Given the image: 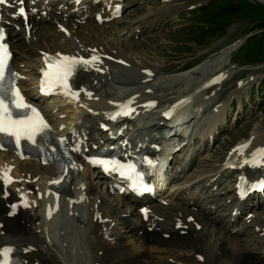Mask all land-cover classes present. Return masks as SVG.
Wrapping results in <instances>:
<instances>
[{
  "label": "bare ground",
  "instance_id": "6f19581e",
  "mask_svg": "<svg viewBox=\"0 0 264 264\" xmlns=\"http://www.w3.org/2000/svg\"><path fill=\"white\" fill-rule=\"evenodd\" d=\"M179 1L160 0L155 13L148 10L141 18L128 21L130 26L124 30L118 29L115 24L124 7L121 6L123 0H24L27 20L23 16H13L20 7L16 0H9L13 6L2 7L1 24L10 45L12 64L23 63L26 66L27 60L35 63L31 68L35 74L33 78L31 73H25L23 68L13 65L16 74L19 72L29 76L27 83L32 85L30 92L33 96H38L36 84L42 56L59 52L84 59L99 57L91 66L76 67L72 78L74 85L70 88L71 93H78L77 98L69 97V94L59 89L55 99H52V110L43 111L46 117L48 112L52 113L47 118L50 121L48 126L55 135L68 138L71 153L78 161L83 155V148L80 151H73L72 148L79 142L89 147L90 144L97 143L94 141L97 137L100 141L110 138L112 134L127 136V128L115 123L123 119L143 118L147 113L143 109L148 108L149 101L154 100L158 104L156 97L151 95L152 88L169 93L174 90L170 84L181 82L182 89L185 90L189 85L195 89L188 96L174 99L182 100L174 106H167L162 111L163 115H157V123L162 128H165L163 125L166 122L173 124L176 131L173 136L177 138L185 134L184 130L183 133L179 132L183 125L179 123L189 121V118L197 119L199 113L210 107L217 98L215 93L203 98L202 91L215 85L211 81L213 73L228 62L229 55L242 42L241 39L233 40L187 69L159 76H156L147 63L137 64L131 60L130 51L135 44L133 38L142 34L143 28L148 25L145 16L176 11L183 6ZM258 1L264 3V0ZM117 7L120 9L118 13ZM154 19L151 18V21ZM123 71L133 73L128 72L126 75ZM147 89L150 90L145 92ZM87 93H91V97H98L97 100ZM58 95L64 98H59ZM129 101V106L136 105L139 113L110 118L120 105ZM35 102L37 104L38 100ZM67 103L69 108L61 107ZM168 107L173 109L170 120L163 117L171 109ZM68 109L72 114L66 117L61 115ZM91 113L96 114L94 121L97 126L92 133L86 134V121L91 120ZM81 119L80 125L76 126V122ZM222 119L221 106H213L204 122L196 126V134L199 138H213V129ZM101 123L110 126L108 132L98 128ZM70 125L73 126L70 129L75 130L76 134L69 132ZM168 134L169 131H165L163 137L166 138ZM128 136V143L134 149L138 145L132 142L130 132ZM147 138L141 135L135 137L141 146L149 149L153 139ZM173 141L174 138L172 143ZM247 145L243 153L233 150L225 156L228 166L230 163L239 166L241 173L234 182L246 179L253 183L264 179V165L252 163L254 150L264 147V134H256ZM252 148L254 150L251 153ZM170 150L171 148L165 149L162 155H170ZM26 159L33 162H19L18 154L12 146L0 151V170L10 169L8 174L12 178V182L7 184L0 179V249H13L10 264H264V243L260 245L257 255L252 256L244 244L230 236L234 227L239 228L238 218L243 212L238 211V206L229 211L233 218L229 228L223 229L221 236L216 237H211L209 225L219 221L205 219L208 216L204 215L205 209L198 204V198L182 202L186 207H196L197 211H192L182 205H162L157 200L145 197L132 203L137 221L133 223L129 220L131 212L127 207L131 195H127L121 202L120 196L114 198V205L106 202L98 193L95 180L96 177L103 176L94 170L87 176L90 171L84 161L79 162V171L76 174L70 173L65 185H60L61 188L55 190L51 181H56L63 174L58 164L32 155H27ZM95 173L98 176H94ZM176 176L179 178V174ZM214 184L215 182L210 183L211 186ZM7 185L12 188L9 189ZM168 189L162 188L163 193L166 190V194H171ZM238 200L235 197L234 203H243L246 199L242 202ZM118 205H122L124 209L119 211ZM145 209L147 218L143 211ZM255 209L251 207L248 210L251 213L249 220L257 233L264 236V211L261 215L260 212L253 213ZM113 218L124 226V238L111 224ZM128 236L129 240L126 239Z\"/></svg>",
  "mask_w": 264,
  "mask_h": 264
},
{
  "label": "rangeland",
  "instance_id": "374dc122",
  "mask_svg": "<svg viewBox=\"0 0 264 264\" xmlns=\"http://www.w3.org/2000/svg\"><path fill=\"white\" fill-rule=\"evenodd\" d=\"M178 3L183 6L176 11L158 13L152 17L145 16L147 27L143 28L142 34L133 38L135 44L130 51L133 62L147 63L153 68L156 76H159L187 69L233 40L241 39L242 42L229 55L228 62L219 71L213 73V76H220L221 82L202 91L203 98L215 93L217 98L213 100V104L204 108L198 118H195L196 120L192 118L180 128V133L185 131L188 147L186 152L178 151L171 162L173 171L179 174V178L173 180L168 186L171 194H166L165 190V194L163 193V196L157 199V203L185 206L182 202L198 198V204L205 209L204 215L208 216L205 219L219 221L211 225L209 221L207 222L211 237L221 236L223 229L229 228L233 219L229 211L232 207L235 210L238 206V211L243 213L238 218L237 227L239 228L234 227L230 236L238 239L252 256H256L260 245L264 243V236L257 233V229L251 225L249 220L251 213H248V210L253 207L256 208L253 213L260 212L263 215L261 212L264 211V192L252 199L247 198L243 203L235 204L234 179L241 172L237 169L232 171L228 169V166L223 164V158L237 149L238 144L251 141L258 133L264 134V27L260 23L264 18V8L255 6L257 3L264 7V3L258 0H180ZM159 4L160 0H123L121 6L124 7L117 16L119 21L115 23L117 28L124 30L130 26L128 21L141 18L148 10L150 13H155ZM151 18L155 19L151 21ZM13 65L19 69L23 68L25 73H31V78L35 77L31 69L35 66L32 60H27L26 66L23 63L17 65L13 63ZM128 72L131 71H123L126 75ZM25 73L18 74V81L22 82L25 89L33 95L30 92L32 85L27 83L29 76L27 77ZM180 83L170 84L174 90H170L169 93L166 90L157 91L152 88L151 95L156 97L158 104L145 109L147 113L143 118L140 116L120 121L127 127L125 140L130 138L129 132L132 137L158 136L157 115L173 103L174 99L188 96L195 91L190 85L185 90L182 89ZM52 99L55 98L38 100L42 113L44 109L52 110ZM68 105L67 103L61 107L69 108ZM213 106H221L223 119L217 122L213 129V138H199L196 134V126L204 122V118H207ZM49 113L51 112L47 114L48 119ZM69 114H72L70 109L61 113L64 117ZM90 117L91 120L86 121V134L92 133L97 126L94 121L96 114L91 113ZM48 119L47 121L50 122ZM81 121L82 119L76 122V126H79ZM68 127L73 128L72 125ZM72 132L76 134L75 130ZM19 162L32 163L33 161L19 158ZM91 174L88 172L87 176ZM95 180L98 193L106 202L114 205L116 201L114 198H117V195L104 192L102 185L104 179L96 177ZM211 182L215 184L211 186ZM7 186L9 189L12 188ZM127 207L131 212L129 220L133 223L137 222L136 210L130 201ZM186 208L197 211L196 207ZM117 209L120 211L124 207L118 205ZM111 224L124 238V226L114 218L111 219ZM78 232L81 231L78 230ZM126 239L129 240L130 237Z\"/></svg>",
  "mask_w": 264,
  "mask_h": 264
},
{
  "label": "snow or ice",
  "instance_id": "6c2138e0",
  "mask_svg": "<svg viewBox=\"0 0 264 264\" xmlns=\"http://www.w3.org/2000/svg\"><path fill=\"white\" fill-rule=\"evenodd\" d=\"M35 2V0H33ZM79 2V0H77ZM20 5L18 10L13 13V16H23L27 20V12L23 7L24 0H16ZM0 5L13 6L9 0H0ZM35 11V9H33ZM120 9L117 7L116 12ZM2 22V17H0ZM99 57L92 56L90 59L60 56L57 54L55 58L46 59L47 68L42 69L43 79L41 81V90L47 92L55 87L62 89L65 94H71L73 98L78 97V93H71V88L68 83L69 78L73 76L78 65L85 67L94 64ZM11 52L6 42V33L3 27H0V136L12 137L17 145L20 146L22 140L31 141L35 143L38 134L48 128V124L40 116L37 109L27 104L24 97L21 95L19 89L16 87L15 80L17 74L10 66ZM123 63V62H122ZM91 97V93H87ZM131 102H129L130 104ZM129 104L121 105L120 111L110 118L115 119L118 115H128L134 109H131ZM30 110V114L29 111ZM248 145H241L238 151L243 153ZM73 151H80L79 146H73ZM252 163L264 162V149H258L253 153ZM258 158V159H257ZM246 163L248 161H245ZM90 163L94 165H101L106 171H118L121 176L125 177H140L141 174L137 172L134 163H121L117 160L94 159ZM149 165H153V161H147ZM3 174L0 179H3L5 184L11 183L12 178L8 174L10 169L0 170ZM51 183H59V181H51ZM147 188V186H144ZM145 218H147V210H143ZM13 249L5 247L0 249V264H10V253Z\"/></svg>",
  "mask_w": 264,
  "mask_h": 264
},
{
  "label": "trees",
  "instance_id": "16d2710c",
  "mask_svg": "<svg viewBox=\"0 0 264 264\" xmlns=\"http://www.w3.org/2000/svg\"><path fill=\"white\" fill-rule=\"evenodd\" d=\"M255 6H257V7H261V8H264L263 6H261V5H259V4H255ZM236 7H238V6H236ZM239 9H240V7H239ZM238 10V9H237ZM263 20L260 22L261 23V25L264 27V18H262Z\"/></svg>",
  "mask_w": 264,
  "mask_h": 264
}]
</instances>
